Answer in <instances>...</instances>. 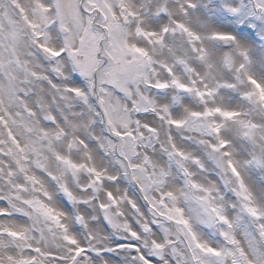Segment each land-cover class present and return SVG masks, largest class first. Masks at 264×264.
<instances>
[{
    "label": "snow or ice",
    "instance_id": "6c2138e0",
    "mask_svg": "<svg viewBox=\"0 0 264 264\" xmlns=\"http://www.w3.org/2000/svg\"><path fill=\"white\" fill-rule=\"evenodd\" d=\"M0 264H264V0H0Z\"/></svg>",
    "mask_w": 264,
    "mask_h": 264
}]
</instances>
